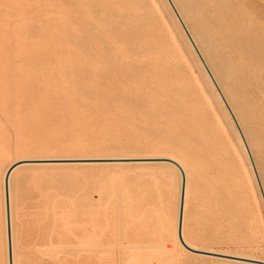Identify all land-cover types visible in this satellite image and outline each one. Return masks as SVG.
<instances>
[{"label": "rangeland", "instance_id": "obj_1", "mask_svg": "<svg viewBox=\"0 0 264 264\" xmlns=\"http://www.w3.org/2000/svg\"><path fill=\"white\" fill-rule=\"evenodd\" d=\"M168 6L0 0V177L23 158L172 156L189 173L190 243L264 261V197L252 161ZM112 28L118 34L108 36ZM51 167L34 169L39 176L29 169L15 185V264H239L181 246L180 182L170 167Z\"/></svg>", "mask_w": 264, "mask_h": 264}, {"label": "bare ground", "instance_id": "obj_2", "mask_svg": "<svg viewBox=\"0 0 264 264\" xmlns=\"http://www.w3.org/2000/svg\"><path fill=\"white\" fill-rule=\"evenodd\" d=\"M165 1L170 6L171 16H173V17L175 16L174 18H176V21L178 22V24H177V22L175 23V21H173L175 24H177L175 29H177V30L182 29L181 31H183V33L187 34L188 42L192 46V47L191 46L190 47L196 53L195 56L200 57L199 64L201 67H203L202 69L205 70L206 78L208 77L207 79H209L208 81H210L213 84V85L211 84L212 86H210V87L212 89V87L214 86V89H216V90H214V95L217 92L216 95H218V97H216V99L215 98L214 99L217 101V103L219 102V100L217 98H220L222 100V103L224 104L226 109H228V112H229V113L228 112H226V113L230 114V116L234 122L231 124L233 125V127L235 124L236 127L238 128L237 130H239V132H237V130H236V132L240 134V136L242 137V140L244 142V145L246 146V150H247L248 155H249V156L248 155L247 156L250 157V159L252 161V166L254 168L253 172H255L256 177L259 180V185H260L259 187H260L262 194H263V197H264V178H263L264 175H262L264 170H263V168L260 167V166L264 167V0H165ZM119 2H120V0H119ZM160 6H161V4H160ZM162 9H164V8L162 7ZM167 12L169 14V11H167ZM127 15H129V14H127ZM127 15H124L123 17H125ZM165 15H166V13H165ZM163 18H165V17L163 16ZM171 19H173V18H171ZM173 20H175V19H173ZM104 23L106 24V22H104ZM170 24H171V22H170ZM117 29L118 28L107 29L106 30L107 35L108 36L117 35L118 34ZM122 35L125 36L126 32L122 31ZM177 37H178V35H177ZM181 37H182V35H181ZM142 39H144V38H142ZM184 43H187V40H186V42L184 41ZM183 45L184 44H182V46ZM187 45H188V43H187ZM187 45H186V47H187ZM193 50H192V52H193ZM120 51L122 53H124V52L130 53V54L133 53L132 49H121ZM192 56H194V54ZM195 59H196V57H195ZM195 62H197V61H195ZM198 67H199V65H198ZM200 74H201V71H200ZM203 74H205V73H203ZM201 76H203V75L201 74ZM207 79L204 78V81H206ZM208 81H206V82H208ZM206 82H205V84H206ZM194 84H195V82H194ZM220 103H221V101H220ZM220 103H218V104L220 105V107H222L221 106L222 103L221 104ZM224 106H223V108H225ZM228 114H227V116H229ZM229 120H231V119H229ZM236 135H238V134H236ZM238 136H237V139H238ZM240 142H241V140L239 141V143ZM177 146H179V145H177ZM144 153H146V152H144ZM98 155L99 154H97V156ZM90 156H93V155H90ZM132 156H133V154H132ZM137 156L138 155H135L133 157H127V156L126 157H115L114 156V157H77V158H74L72 155L73 158H70V157L66 158L67 156L65 158H62V157L61 158H55V157L53 158V156H51L52 158H50V155H48V156H46L48 158H45L44 156H43L44 158L42 156H40L42 158H23V159L17 160L16 162H14V164L10 165L9 167H6L3 174H2V178L0 177L1 178L0 185L2 186V187L0 186L2 188V189H0V193L2 190V194H0V196H2V200L0 201V202H2V204H1L2 210L1 211H2V214L4 217L3 219H5V224H4V226H5L4 230L5 231H3L4 232V234H3V236H4L3 237L4 251L3 252L4 253L3 254L5 257V259H4L5 263L4 264H15V261H16L15 260V251H16L15 242L16 241H14L15 236L13 235V232H14L13 231V228H14L13 222H14V216H15L14 212L16 211V209H14V194H15L14 188H15L17 181L20 178L27 176L26 174H28L27 171L29 169L33 170V173H35L34 169H36V171L40 170L41 168H43V169L45 168V171L47 170V168L48 169L50 168L52 170L51 166H54V167L59 166L58 168L62 167V169H64L65 167L63 168V166H67V167L68 166L69 167L70 166H77V167L78 166H84V167H86L88 165H90V166L96 165V167H98L99 165H111V166H113V165L114 166H116V165H118V166H120V165L121 166H123V165H131V166L132 165H135V166H137V165L138 166L160 165L161 166L162 165L164 167L165 166L168 168L170 167V169H172L176 172L177 176L179 177L178 179L180 182V186H179L180 194L178 193L180 195V198L177 197L179 202L177 201L178 206L176 205L177 211H176V220H175V225H174L175 226L174 230H175V234L177 236V239H180V237H179V225H180V208H181L183 175L185 177V190H184V198H183V214H182V224H181L182 241L180 239V241L182 242V245H181V242H180V245L186 251L190 252V250H192L191 252H193V251L199 252L197 254V256H200L199 254H201V255L204 254V255L208 256V258L215 256L216 258H219L220 260L222 259V261L224 259L225 261H228V262L229 261L231 262V260L234 259V260H237L234 262H237L239 264H246V263L247 264H264L263 260H260L257 258L254 259V258L242 256L240 254L234 255V254H229V253H224V252H213V251L203 250V249L194 247L190 243V241L185 237V234H184V230H185L184 226H185V222H186L188 186H190L189 185V173H188L187 168L185 167V165L181 161H179L177 158H174L172 156H170V157H151V156L150 157H147V156L146 157H137ZM20 157L21 156H19V158ZM232 157H233V155H232ZM12 161H13V159H12ZM171 162L176 163L180 167V169L178 166H176L174 163H171ZM103 167H105V166H103ZM38 168H40V169H38ZM67 169H69V168H67ZM261 169L263 170V172ZM53 170H56V169L54 168ZM57 170L59 171V169H57ZM70 171H68V173ZM38 172H40V171H38ZM81 172L83 173V171H81ZM182 173H183V175H182ZM35 174L38 175L37 173H35ZM31 177L33 178V177H35V175L34 174H33V176L31 175ZM37 177H36V179H37ZM47 179H49V178H47ZM52 179H53V177H52ZM30 180L32 182L33 180H35V178L30 179ZM36 182H37V180L35 182L33 181L34 184ZM54 183H55V181H54ZM34 187H36V186H34ZM37 188L38 187H36L35 189H37ZM48 190H50V189H48ZM51 191H50V193H51ZM45 193H44V196H45ZM54 194H55V191H54ZM41 195H40V197H41ZM49 197H50V195H49ZM7 199H8V203H7ZM56 201H58V199ZM46 207H48V206H45V208ZM49 209H51V208H49ZM34 210H36V209H34ZM38 210H40V209H38ZM89 234H86V236ZM86 236H84V238ZM175 239H176V237H175ZM83 240H86V239H83ZM93 243L91 245H93ZM87 247L89 248V246H87ZM91 247H90V249H91ZM93 247L95 249V247L97 248V245L96 246L93 245ZM78 248L81 249V247H79V246H78ZM102 248L105 249L106 247L105 248L102 247ZM102 248L100 247V248H98V250L102 249ZM56 249H58V248L56 247ZM59 249H61V248H59ZM62 249H64V248H62ZM10 251H11V255H12V263H11L10 255H9ZM80 252H82V251H80ZM193 253L195 254V252H193ZM89 257H90V255H89ZM89 257L86 256L85 258H89ZM215 257H213V258H215ZM238 261H240V262H238ZM124 264H127V263L125 262ZM133 264H135V263H133ZM136 264H139V263H136Z\"/></svg>", "mask_w": 264, "mask_h": 264}, {"label": "water", "instance_id": "obj_3", "mask_svg": "<svg viewBox=\"0 0 264 264\" xmlns=\"http://www.w3.org/2000/svg\"><path fill=\"white\" fill-rule=\"evenodd\" d=\"M171 163H174V162H171ZM176 166H178L176 163H174ZM179 167V166H178ZM180 169V167H179ZM183 175V173H182ZM184 190H185V177L183 175V184H182V197H181V208H180V225H179V237L182 241V234H181V224H182V214H183V198H184ZM7 203H8V199H7ZM189 249V248H188ZM190 250V249H189ZM192 251V250H190ZM195 253H199V252H196V251H193ZM10 260H11V263H12V255H11V251H10Z\"/></svg>", "mask_w": 264, "mask_h": 264}]
</instances>
